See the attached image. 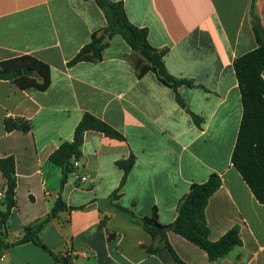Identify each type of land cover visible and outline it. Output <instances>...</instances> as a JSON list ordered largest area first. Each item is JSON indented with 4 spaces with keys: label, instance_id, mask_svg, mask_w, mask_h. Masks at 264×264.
<instances>
[{
    "label": "crops",
    "instance_id": "obj_1",
    "mask_svg": "<svg viewBox=\"0 0 264 264\" xmlns=\"http://www.w3.org/2000/svg\"><path fill=\"white\" fill-rule=\"evenodd\" d=\"M112 1L123 2L130 22L148 29L153 47L167 50L169 73L193 82L178 88L185 107L153 72L137 78L126 59L132 49L120 35L102 62L68 66L108 24L95 0H0V62L34 56L50 66L52 80L40 91L0 79V156L15 158L17 177V205L0 237L15 242L61 199L75 209L61 211L40 238L57 254L71 253L72 264H175L164 242L118 207L138 218L157 209L159 222L168 225L191 186L217 174L222 185L206 208L210 239L239 227L242 245L216 262L174 232L168 233L171 247L186 264H264V205L232 164L243 117L234 62L258 47L255 20L264 39V0ZM86 112L125 140L86 132L83 156L61 189L62 169L50 156L73 140ZM6 119L31 130L7 132ZM131 155L135 164L121 187L124 171L117 162ZM4 189L0 171V214ZM145 247L161 252L149 254ZM0 264L63 263L28 242L3 249Z\"/></svg>",
    "mask_w": 264,
    "mask_h": 264
},
{
    "label": "trees",
    "instance_id": "obj_2",
    "mask_svg": "<svg viewBox=\"0 0 264 264\" xmlns=\"http://www.w3.org/2000/svg\"><path fill=\"white\" fill-rule=\"evenodd\" d=\"M95 1L104 12L108 24L105 28L92 34L91 41L83 46L76 56L68 62V66L73 67L82 62H102L104 51L109 47L111 39L120 35L132 49V53L127 55L126 59L133 67L137 78L142 79L147 73L153 72L162 83L177 92L179 104L185 107L178 94V88L182 85L191 87L193 82L178 79L169 73L164 62L167 50L157 49L149 43L148 29L137 27L130 22L123 2ZM254 31L258 47L236 58L234 62L243 105V117L232 154V164L249 186L257 201L264 205V79L262 77L264 72V39L258 20L254 22ZM0 79L13 82L21 90L34 88L46 91L52 82L51 68L47 63L34 56L23 55L0 62ZM192 116L195 121H198L194 114ZM5 129L7 132L15 130L28 132L31 130L26 122L13 119L5 120ZM88 131H96L109 138L125 140L118 130L105 121L89 112L84 113L75 129L73 140L63 142L50 156V161L62 169L61 189L64 188L70 176L75 172V161L80 160L83 156L82 147L85 133ZM134 164V155L117 162L119 168L124 171L121 187L125 184ZM0 171L5 179L4 205L6 210L0 214V227H3L6 225L13 208L17 205L15 158L13 156H0ZM221 185L222 180L217 174H212L205 183L193 184L189 193L179 201L176 220L168 225L159 222L157 209H154L151 216L143 218H138L133 212L125 208L118 207V209L140 224L152 238H160L175 264L186 263L179 258L171 247L168 240L169 232H174L198 246L208 254L210 261L216 262L242 245L239 227H234L218 241L210 239L211 231L207 222L206 208L211 197L220 189ZM111 199H118L117 193L113 194ZM73 209L75 208L67 206L59 199L47 218L27 226L23 236L15 242L6 244L0 237V257L3 249L32 242L49 253L56 261L72 264L70 257L57 254L45 245L40 238V232L61 211ZM145 249L149 254L161 252L159 248L145 247Z\"/></svg>",
    "mask_w": 264,
    "mask_h": 264
},
{
    "label": "built area",
    "instance_id": "obj_3",
    "mask_svg": "<svg viewBox=\"0 0 264 264\" xmlns=\"http://www.w3.org/2000/svg\"><path fill=\"white\" fill-rule=\"evenodd\" d=\"M76 165H77V164H75V166H76ZM63 256L70 257V256H71V253L65 252V253L63 254Z\"/></svg>",
    "mask_w": 264,
    "mask_h": 264
}]
</instances>
